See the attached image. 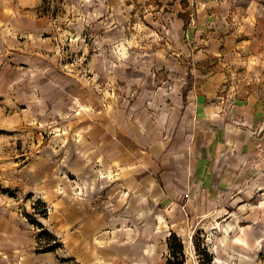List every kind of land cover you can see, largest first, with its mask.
I'll return each mask as SVG.
<instances>
[{
	"label": "rangeland",
	"instance_id": "rangeland-1",
	"mask_svg": "<svg viewBox=\"0 0 264 264\" xmlns=\"http://www.w3.org/2000/svg\"><path fill=\"white\" fill-rule=\"evenodd\" d=\"M200 1L0 0V264H168L171 233L184 264H264V129L229 189L159 198L193 123L175 72L264 102V0Z\"/></svg>",
	"mask_w": 264,
	"mask_h": 264
},
{
	"label": "crops",
	"instance_id": "crops-1",
	"mask_svg": "<svg viewBox=\"0 0 264 264\" xmlns=\"http://www.w3.org/2000/svg\"><path fill=\"white\" fill-rule=\"evenodd\" d=\"M207 51L212 54L222 52L220 47L218 50ZM205 62L192 70L190 78L188 72H175L178 88L182 89L189 79L192 84L186 92V100L193 123L186 144L185 168L168 166L162 172L165 176L170 171L173 173L171 177L176 178L171 182L169 176V183L160 194V202L164 206L172 203L177 205L180 197L187 194L189 201H192L188 203L192 207L194 199L198 200L201 196L196 192L192 193L195 189L198 192L203 188L229 189L239 170L244 167L243 164L255 151L258 132L264 129V102L260 98H238L227 112L219 111V98L225 91L226 73L222 69L208 70ZM175 69L178 71V66ZM175 99L177 105L185 104L181 93L175 94ZM122 141L126 146L124 152L131 150L136 152L138 160L143 158L145 162L153 163V156L151 158L147 153L143 154L139 145L126 138ZM176 181H180V186L173 187Z\"/></svg>",
	"mask_w": 264,
	"mask_h": 264
},
{
	"label": "trees",
	"instance_id": "trees-1",
	"mask_svg": "<svg viewBox=\"0 0 264 264\" xmlns=\"http://www.w3.org/2000/svg\"><path fill=\"white\" fill-rule=\"evenodd\" d=\"M44 1V0H43ZM40 203H44L42 201H38ZM47 208L45 207V211L43 213V216H47ZM33 223L43 228V225L41 222L34 220ZM44 235L48 237L50 240H55L57 237L49 230L43 231ZM55 245L46 247V250H51L54 248ZM167 247L170 253V258L168 259V264H184L185 263V254H184V243L182 239L176 234L171 233L170 236L167 238ZM208 261H212L211 258H209Z\"/></svg>",
	"mask_w": 264,
	"mask_h": 264
}]
</instances>
